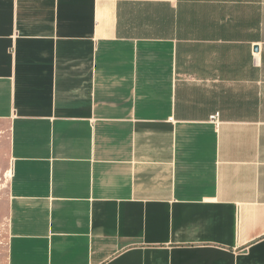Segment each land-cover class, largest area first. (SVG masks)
<instances>
[{
    "label": "crops",
    "instance_id": "0c3cea01",
    "mask_svg": "<svg viewBox=\"0 0 264 264\" xmlns=\"http://www.w3.org/2000/svg\"><path fill=\"white\" fill-rule=\"evenodd\" d=\"M0 123L8 264H264V0H0Z\"/></svg>",
    "mask_w": 264,
    "mask_h": 264
},
{
    "label": "rangeland",
    "instance_id": "374dc122",
    "mask_svg": "<svg viewBox=\"0 0 264 264\" xmlns=\"http://www.w3.org/2000/svg\"><path fill=\"white\" fill-rule=\"evenodd\" d=\"M10 169L9 127L7 123H0V264H8Z\"/></svg>",
    "mask_w": 264,
    "mask_h": 264
},
{
    "label": "built area",
    "instance_id": "2783aa9c",
    "mask_svg": "<svg viewBox=\"0 0 264 264\" xmlns=\"http://www.w3.org/2000/svg\"><path fill=\"white\" fill-rule=\"evenodd\" d=\"M215 118H216V117H214V120H216Z\"/></svg>",
    "mask_w": 264,
    "mask_h": 264
}]
</instances>
